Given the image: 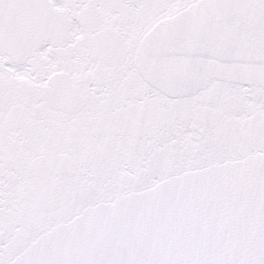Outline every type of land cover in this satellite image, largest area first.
Segmentation results:
<instances>
[{
	"label": "snow or ice",
	"instance_id": "6c2138e0",
	"mask_svg": "<svg viewBox=\"0 0 264 264\" xmlns=\"http://www.w3.org/2000/svg\"><path fill=\"white\" fill-rule=\"evenodd\" d=\"M0 264H264V0H0Z\"/></svg>",
	"mask_w": 264,
	"mask_h": 264
}]
</instances>
